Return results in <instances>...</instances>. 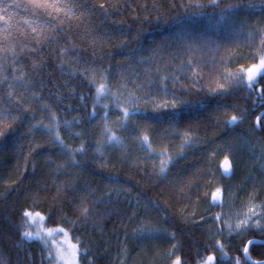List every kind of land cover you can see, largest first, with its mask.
<instances>
[{"label":"trees","instance_id":"trees-1","mask_svg":"<svg viewBox=\"0 0 264 264\" xmlns=\"http://www.w3.org/2000/svg\"><path fill=\"white\" fill-rule=\"evenodd\" d=\"M69 2L83 5L85 15L81 20L65 18L63 31H46L47 38L39 37L40 44H36V34L30 29L23 36H17V41L27 47L23 52L17 48L16 75L23 72L25 81L30 83L21 87L23 82L14 80L11 59L4 62L5 71L0 73V78L8 77L7 82L0 84V113L9 116L0 125V131L4 132L0 136V264H50L44 243L22 235L28 230L23 216L25 210L43 215L47 228H63L78 238L79 264H140L139 258L146 246L132 232L147 217L142 204L150 207L155 224L175 233L180 241L182 264H201L210 254H215L222 264L230 261L234 264L235 257L242 256L240 249L244 242L254 238L264 240V236L252 228L243 236H234L224 246L228 256L222 257L208 228L194 220L206 216L209 194L225 157L223 145L252 131L264 141V125L260 129L255 125L256 117L264 110L258 91L249 90L246 85L229 84L222 95L208 92L219 79L220 65L213 67L212 56L217 61L227 58L232 71L255 62L253 55L259 37L246 41L240 33L246 35L264 28L261 0H219L218 7L212 6L211 0ZM250 2L258 7L241 8L233 14L238 25L244 22L243 29L237 26L236 35L222 34V24L216 21L223 9L229 4ZM0 3L25 4L27 0H0ZM195 4L204 7L197 9ZM14 13L17 19L32 18L24 8L14 9ZM39 19L43 23L49 18L41 15ZM180 21L196 22L202 38L206 33L220 45L219 50L213 44L196 51L197 62L200 65L207 62V66L197 69L203 91L193 96L183 91L193 89L187 78L191 72L185 75L180 71L182 62L188 58L189 43L181 33L190 31ZM33 47L37 50L31 51ZM65 48L67 52L63 51ZM71 56L76 57L72 60L74 68L90 66L97 72L106 70L113 91L123 76L129 91L151 93V98L141 100V108L146 109L144 118L129 122L126 131L115 127L113 122L119 110L110 108L109 126L127 145L126 152L120 146L107 148L103 155L96 152V141L103 131L100 117L104 110L97 105L93 116L95 87L79 72L69 75L67 63L61 71L60 64ZM161 76L169 78L163 85ZM173 76L180 77L175 84L171 83ZM258 81L256 88H264V79L258 78ZM9 82L13 84L12 89L7 87ZM133 82L151 83V87L137 89ZM8 90L13 92V99L8 97ZM173 92L183 99L200 100L201 104L179 118H173L170 106L153 111V100L159 104L165 99L171 101ZM241 113H244L241 122L226 123L232 115ZM66 120L72 122L70 127L65 124ZM57 121L59 127L55 128ZM45 126H52L53 130ZM189 129L195 133V145L183 148L182 158L170 165L167 179L156 175L152 160L136 137L147 134L157 152L167 148L170 155L177 157L183 143L180 134ZM57 131L63 144L56 139ZM81 144L85 151L75 157L79 165L58 170L57 166L69 159L68 150L80 148ZM230 161L244 199L263 198L264 172L258 162L247 153L236 154ZM155 164L159 165L158 159ZM190 181L194 183L189 187ZM112 188L121 189L118 199L114 196L111 203H96L107 200L105 193ZM82 207L89 208L87 217L82 214ZM251 251L254 260L264 259V244L252 246Z\"/></svg>","mask_w":264,"mask_h":264},{"label":"snow or ice","instance_id":"snow-or-ice-1","mask_svg":"<svg viewBox=\"0 0 264 264\" xmlns=\"http://www.w3.org/2000/svg\"><path fill=\"white\" fill-rule=\"evenodd\" d=\"M211 5L214 7L219 6V0H211ZM101 8L104 7L103 4L100 5ZM195 8L200 9L203 8L202 4H195ZM258 5L254 3L244 4H229L227 8L223 9L220 13L219 19L216 21V24H222L221 33L226 36L236 35V28L239 26L241 29L244 27V22L240 21L239 25L233 19V14L241 9H255ZM262 11H264V0H261ZM24 8L26 12H29L32 18H22L17 19L14 9ZM83 5L70 3L69 0H27V3H10L3 4L0 3V73L5 71L4 62L8 59L13 61L12 72L13 78L16 81H21V87H24L30 81H25V74L21 72L19 75H16L15 64L18 60V52L17 48H19L20 52H23L27 45L23 43H19L17 41V36H23L24 31L30 29L31 33L36 34V44H40L42 41L39 37H44L45 32H61L63 31L62 25L64 23V19L71 20L75 18L76 20H81L84 17L85 13L82 10ZM62 14V15H61ZM202 14V13H201ZM48 17L49 19L45 20L43 23L40 21V16ZM157 20H160V17H156ZM182 25L187 24V28L190 31H185L181 33V36L188 41V49L187 56L188 58L182 62L180 67V71L187 75L190 71L191 76L187 77L192 82L193 91H189L187 88H184V94L187 96H193L194 93H199L203 91V88L199 86V81L202 78L200 72L197 71L199 67L207 66V62L204 65H200L197 62L195 53L200 50L202 46H210L215 44L217 46V50H219V42L215 39L207 37V34L204 33L203 38L201 36V28L194 21H180ZM226 30V31H225ZM240 35H243L244 40L246 41H255L257 37H259V43L256 46L253 59L254 63L245 67L244 65H240L235 71H232L229 66L228 59L225 57H221L219 61H217L216 56H212L211 63L215 68L217 63H219L220 67L217 69L219 79H216L214 83L209 87V94H224L227 92V85L235 84L246 85L249 90L258 91L259 98L262 104H264V88L257 89L256 85L259 83L258 78L264 79V28L257 29L254 32L249 31L246 35L242 32ZM54 39V37H53ZM31 51H36L37 49L33 47L30 49ZM67 52L68 49L65 48L63 50ZM63 56V52H62ZM203 57H201L202 59ZM76 59L75 56H71V58L65 59L60 64L61 71L65 70V63H67V70L69 75H74L79 72V75L83 77L85 80L95 87V97L92 105V115H96V106L100 105L104 110V115L100 117L103 122V131L101 133V138L96 141L97 147L96 152L103 155L104 150L111 147L120 146L123 151H127V145L124 144V141L120 136L116 134V131L113 130V127L109 126V115L110 108L114 107L119 110L118 118L113 122L115 127L120 130H127V127L130 126L129 122H134L139 119H143V112L146 109L141 108V100H147L151 98L150 92L139 93L137 91H129L127 83L124 82L123 76L117 82L118 87L115 91L108 80V75L106 70H101L97 72L96 69L85 66L82 69H77L73 67L72 60ZM36 65L33 64V68L35 69ZM145 75L147 78V70L145 71ZM99 77V79H97ZM160 82L163 85L164 81L168 80L167 76H161ZM180 80L179 76H173L171 78V83L175 84ZM8 81L7 76H3L0 78V84H4ZM137 89L140 88H150L151 83L144 85L140 83L133 82ZM7 87L9 89L13 88L12 83H7ZM71 87V85H69ZM169 94L166 91V85L164 90V96L167 97ZM173 99L168 101L165 99L163 104H159L153 100L155 103V107L153 111H159L161 108L167 109L169 106L173 110L172 115L173 118H179L183 115L185 111L191 112L195 110L197 106L201 104L200 100H190L183 99L180 96H177L175 92L172 94ZM8 97L13 99V92H8ZM19 102V101H17ZM45 107H48L47 105ZM9 119L8 115L4 113H0V125H3L5 121ZM12 120H15V117H11ZM52 119L55 120V113H52ZM244 119V113L239 115H232L230 119L226 122L229 125L236 124L241 122ZM79 123V121H76ZM65 124L69 127L71 126V121H65ZM256 125L260 127L264 125V113L260 116L256 117ZM49 127V130L52 131V126ZM59 127V123L57 121L55 128ZM4 135L3 131H0V136ZM183 143L181 145V151L177 155V157H173L170 155L169 150L164 148L162 151L157 152L153 146L152 142L147 134L142 136H137L136 139L139 141L140 147L142 150L148 153L150 159L153 162V168L156 170L155 174L158 176L167 179V173L169 171L170 165H173L178 159L182 158L183 148L184 147H192L196 143L195 133L189 129L188 131H184L180 134ZM56 139L60 140L59 132H56ZM60 143L63 144V140H60ZM67 148V145H64ZM85 151L84 145L81 144L80 148L77 149H69L67 155L69 159L63 165H58V170H66L68 167H75L79 165V162L75 159L77 153H83ZM262 154H264V148L261 149ZM159 160V165L155 164V160ZM225 172L230 171L232 165L229 161L228 157H224L223 165ZM264 167V165H262ZM194 183L192 181L189 182L187 186H191ZM121 193V189L112 188L110 191H107L105 195L108 197L107 200L101 199L100 201H96V203H111L112 198L115 196L117 199ZM87 199L86 197L84 198ZM221 199V190L217 189L213 193V201H219ZM152 207H157L155 204L151 205ZM82 214L87 217L89 213L88 207L81 208ZM145 212H147V207L145 208ZM136 215V212L133 211V216ZM23 216L27 218L25 220L26 224L34 223L36 218L39 217L41 220L44 219L43 216L39 212L33 213L31 211L25 210ZM132 219V217H129ZM229 217H226L221 214H217L215 216L214 222L219 224L223 222L228 230L229 235L233 232L238 235L243 236L249 229L256 228L259 230L260 235L264 236V214L260 211H257L255 206H250L248 211L243 214L242 217L236 219L234 223L228 222ZM166 231L160 226H157L152 220L149 218L146 221H141L138 228L135 229V234L140 237H151L153 234L161 233ZM55 234H63L65 239L61 242H57L56 239L53 238ZM217 233L222 234L223 229L217 228ZM23 237L27 239H39L48 249V257L50 264H79L78 257L80 255L79 245L69 242L67 239L68 233L63 228H55V229H40L38 231L25 230L22 233ZM174 236V233L172 234ZM264 244V241L249 239L243 243L242 248L240 249L241 255H237L234 260V264H264V259H256L252 258V246ZM216 246L222 253V257H227L228 253L224 252V244L220 241H216ZM175 248V245H173ZM169 257H172L174 253L169 252ZM243 257V259H242ZM170 264H182L181 257L175 256L174 259H171ZM201 264H222V260H218L215 254L207 255L202 261ZM231 264V261H230Z\"/></svg>","mask_w":264,"mask_h":264},{"label":"rangeland","instance_id":"rangeland-1","mask_svg":"<svg viewBox=\"0 0 264 264\" xmlns=\"http://www.w3.org/2000/svg\"><path fill=\"white\" fill-rule=\"evenodd\" d=\"M262 148H264V141L256 132L252 131L247 135L242 136L238 140L224 144L222 152L224 156L228 157L229 161L230 158H234L236 154L240 153L245 155V153H247L249 157H252L255 161L258 162L259 169L264 172V167H262V165H264V154H262L261 152ZM223 161L221 162V173L216 179L215 186L209 194V203L208 207L205 210L206 216L204 215L200 218L195 219L194 221H196L197 224L207 227L211 237L214 238L216 241L220 240L224 244V246H226L230 243L231 239L234 236H238V234L233 232L231 235H229L227 227L223 222L219 224L214 222L215 216L217 214L224 215L230 218L228 222L234 223L238 216L242 217L243 214L248 211V208L250 206H255L257 211H260L262 214H264V197L259 198V196H250L245 200L244 196L239 193V190L242 187L240 184H236V180L234 178L235 175L232 174L233 166L231 167L230 171L225 172L224 168L222 167ZM217 189L221 190V199L219 201H213V193ZM137 203L140 202L137 201ZM146 207L147 212H145ZM141 208L144 210L145 213H147L146 219H143L141 221H146L149 218L152 220L153 213L150 207L146 204H142ZM44 221L45 219L41 220L39 217H37L34 223L27 224V228L28 230L34 232L42 228L49 229L45 226ZM141 221L139 222V224H137L136 228L139 227ZM152 222L155 223L153 220ZM262 223H264V221H262ZM136 228H134L132 232L133 237L137 240H140L141 242H144V247L146 246L143 251L142 257L139 258L140 264H170L171 259H174L175 256L180 257V241L175 236V233L173 231L162 227L166 231L153 234L151 237H140L135 234ZM217 228H222L223 233L218 234ZM252 229L259 231L254 227ZM66 232L68 233V231ZM173 233L174 236L172 235ZM53 238L56 239L58 243L65 239L62 233H54ZM67 239L69 240V242L79 245L78 238L73 237L69 233ZM173 245H175V248H173ZM169 252L174 253V255L172 257H169ZM218 253H221L219 249Z\"/></svg>","mask_w":264,"mask_h":264},{"label":"water","instance_id":"water-1","mask_svg":"<svg viewBox=\"0 0 264 264\" xmlns=\"http://www.w3.org/2000/svg\"><path fill=\"white\" fill-rule=\"evenodd\" d=\"M264 113V110L259 114V116ZM255 125H256V122H255ZM257 127V125H256ZM257 129H260V127H257ZM255 240H260V241H264L263 239H259V238H254Z\"/></svg>","mask_w":264,"mask_h":264},{"label":"bare ground","instance_id":"bare-ground-1","mask_svg":"<svg viewBox=\"0 0 264 264\" xmlns=\"http://www.w3.org/2000/svg\"><path fill=\"white\" fill-rule=\"evenodd\" d=\"M8 92H9V90H8Z\"/></svg>","mask_w":264,"mask_h":264}]
</instances>
